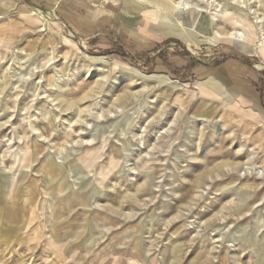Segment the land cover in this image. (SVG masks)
Here are the masks:
<instances>
[{"label": "rangeland", "instance_id": "1", "mask_svg": "<svg viewBox=\"0 0 264 264\" xmlns=\"http://www.w3.org/2000/svg\"><path fill=\"white\" fill-rule=\"evenodd\" d=\"M122 1L151 51L98 45L46 3L0 14V264H264V0ZM196 2L209 10L194 24ZM150 7L209 35L210 13H232L241 24L218 26L250 31L256 54L168 34ZM227 53L254 102L203 91Z\"/></svg>", "mask_w": 264, "mask_h": 264}, {"label": "crops", "instance_id": "2", "mask_svg": "<svg viewBox=\"0 0 264 264\" xmlns=\"http://www.w3.org/2000/svg\"><path fill=\"white\" fill-rule=\"evenodd\" d=\"M26 0H0L3 8L0 14L4 15L11 10L6 9L7 2H17L21 4ZM33 4H50L59 14L64 23L72 24L80 36L90 38L100 43L114 44L122 53L133 52L135 50L151 51L150 44L156 45L157 39L154 32L150 31L151 24L147 25V31L140 28V6L126 4L115 0H30ZM156 51L152 54L153 58ZM150 56L141 57L148 61ZM244 60L234 53H227L220 63L210 64L204 67L200 73L203 78L198 81L213 80L219 88L240 93L253 102L257 100L258 93L250 81L249 72Z\"/></svg>", "mask_w": 264, "mask_h": 264}, {"label": "bare ground", "instance_id": "3", "mask_svg": "<svg viewBox=\"0 0 264 264\" xmlns=\"http://www.w3.org/2000/svg\"><path fill=\"white\" fill-rule=\"evenodd\" d=\"M104 1H106V0H104ZM152 1H156L159 4H161L162 6H164L165 8H167V7L171 8L175 11H178L179 13H182L184 9H187L192 4V3H187L186 7H183L182 9H180L181 5L179 2H177V0H152ZM193 5H194V7L192 8L193 10L191 11V14H193V16L196 14V16L192 17V23L196 24L198 21V16L200 15V13H207L209 8H207L204 5H201L200 2L193 3ZM210 5H212V3L209 4V6ZM231 9H233V8H231ZM220 12L221 11H216L215 13H210L211 25H213V26L217 25V27H218V30L212 29L211 35H209L208 33L204 34L201 32L196 33L195 29L190 27V26L189 27H182L183 24L180 21V18L177 17V20H176V19H174V16H172L168 12H161V11L156 12L151 7L148 9H145V15L146 16L145 17L142 16V17H143V20L145 19L146 21L152 22L153 25H158V26H161L162 28H165L166 33H168V34L182 35V36H186L188 39L192 38V36H194L196 38L197 35H201L205 38V40L206 39L209 40L210 43H214V42H217L219 40H225V41L232 42L233 44L240 47L241 49H243L248 54L255 53V50L250 47L251 41H253L252 33H250V31L249 32L240 31V30L229 31L226 29L224 30L218 26V25H220L219 24L220 20H224L225 22H226V20L227 21L230 20L232 25L241 24L242 20H240L239 18H236V17L229 19L228 17L232 13H229V12H225V13L221 12L220 13ZM46 15L49 16L50 18L53 16L52 12L46 13ZM217 21H219V22H217ZM49 24L51 26H53V24H51V23H49ZM53 27H54V29H56L55 26H53ZM250 28H251V26H250ZM262 48H263L262 46L258 47V48H256V51H258L259 54L264 55L262 52ZM140 74H142V73H140ZM203 87H204L203 91L205 93L227 95V92H225V90H223V88H219L218 85L213 80L208 81V84L203 85ZM60 88L62 90L63 87H60ZM86 162H87V165L88 164L90 165L89 160H86ZM56 172H57L56 177L58 180L66 178L65 177V173H66L65 170L59 169V170H56ZM11 190H12V183H11V186L7 185L4 181H3V183H0V194L3 195L4 197L9 192H11ZM47 207H48V205H47Z\"/></svg>", "mask_w": 264, "mask_h": 264}]
</instances>
